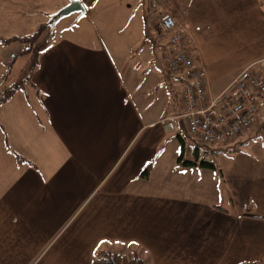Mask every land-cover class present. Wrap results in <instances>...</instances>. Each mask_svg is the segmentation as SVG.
<instances>
[{"label": "crops", "instance_id": "obj_1", "mask_svg": "<svg viewBox=\"0 0 264 264\" xmlns=\"http://www.w3.org/2000/svg\"><path fill=\"white\" fill-rule=\"evenodd\" d=\"M70 1L0 0V91L30 60L18 58L4 80L24 45L2 39L32 34ZM85 9L82 20L133 44L113 52L80 29L58 35L31 82L0 106V264H91L100 250L137 251L145 264H264V111L228 145L195 140L162 58L168 38L155 28L162 12L184 21L216 95L264 57V0H97ZM122 12L125 36L115 27Z\"/></svg>", "mask_w": 264, "mask_h": 264}, {"label": "built area", "instance_id": "obj_2", "mask_svg": "<svg viewBox=\"0 0 264 264\" xmlns=\"http://www.w3.org/2000/svg\"><path fill=\"white\" fill-rule=\"evenodd\" d=\"M156 31L166 36L162 51L166 70L180 83L183 111L188 133L206 145H228L234 137L253 125L264 111V57L243 68L216 95L207 94L204 69L187 47V26L171 12H162ZM169 130L175 128L166 119Z\"/></svg>", "mask_w": 264, "mask_h": 264}, {"label": "trees", "instance_id": "obj_3", "mask_svg": "<svg viewBox=\"0 0 264 264\" xmlns=\"http://www.w3.org/2000/svg\"><path fill=\"white\" fill-rule=\"evenodd\" d=\"M87 8H91L97 0H82ZM56 21L52 18L46 23L39 24L32 34L25 36H13L2 39L5 44L18 42L24 45V48L16 51L11 59L6 63L7 70L3 75L6 80L16 63L18 58L29 55L30 60L22 70L17 82L11 86H5L0 91V106L10 100L15 93L24 87L27 83L31 82L32 75L39 65V58L43 51H45L52 44L55 36ZM7 144V141H6ZM16 155V158L25 161L21 156ZM182 159V156L180 157ZM185 164H193L190 161H185ZM202 167L216 169V165L209 160H201ZM151 165L147 166L142 172V176L148 177L150 174ZM250 209V205L248 207ZM91 264H145L144 259L139 252L133 251L129 255H124L116 251L100 250L96 251Z\"/></svg>", "mask_w": 264, "mask_h": 264}, {"label": "rangeland", "instance_id": "obj_4", "mask_svg": "<svg viewBox=\"0 0 264 264\" xmlns=\"http://www.w3.org/2000/svg\"><path fill=\"white\" fill-rule=\"evenodd\" d=\"M120 5V4H119ZM117 7V6H116ZM125 6L120 5L116 8V10L118 8H124ZM63 8V7H61ZM60 10V9H59ZM58 10V11H59ZM57 11V12H58ZM114 8L111 9V12H107V14H109V16H111L114 13ZM148 10H145L146 15L148 14L147 18H148V24L151 23V18L152 14H154V12H147ZM83 15L79 14V13H73L70 14L68 16L62 17L61 19H59L58 21H56L55 25V36L58 35H65V36H76L78 29H80V31H85L88 35H90L91 37L93 36V40H96L97 37H99L98 41L99 43H101L102 45H104L106 48H109V50H113V52L116 51V49L121 48L122 50L124 49V47L126 46H130L131 42H125L124 40L120 41H113V38L115 36V33H110V29L107 28V31L102 30L100 27H98L96 25V22L94 20H82ZM128 19L127 14H124L123 12L121 13V15L119 16V21L115 24V27H117V29L119 30V33L123 36L124 35V30L126 29V27H124V23L125 21ZM157 24H155V28H157L156 26ZM56 27H58V30L56 31ZM114 27V28H115ZM126 34V33H125ZM156 56V55H155ZM159 59V56L156 57V60ZM26 86V85H25ZM22 87V88H25ZM154 94V92L152 93ZM154 104V101H153ZM209 147H215L214 145H207ZM204 151V148L202 147V149ZM234 149L229 148L227 151L230 154H234L235 151H233ZM220 154V153H219ZM212 161H214V163L216 164H220L222 162V156H218L217 153L211 151L210 152V157H209Z\"/></svg>", "mask_w": 264, "mask_h": 264}, {"label": "water", "instance_id": "obj_5", "mask_svg": "<svg viewBox=\"0 0 264 264\" xmlns=\"http://www.w3.org/2000/svg\"><path fill=\"white\" fill-rule=\"evenodd\" d=\"M85 6L81 0H71L66 6L61 8L58 12L52 15V19L58 21L62 17L68 16L73 13H84Z\"/></svg>", "mask_w": 264, "mask_h": 264}, {"label": "snow or ice", "instance_id": "obj_6", "mask_svg": "<svg viewBox=\"0 0 264 264\" xmlns=\"http://www.w3.org/2000/svg\"><path fill=\"white\" fill-rule=\"evenodd\" d=\"M101 243H103V241ZM117 243H119V242H117Z\"/></svg>", "mask_w": 264, "mask_h": 264}]
</instances>
